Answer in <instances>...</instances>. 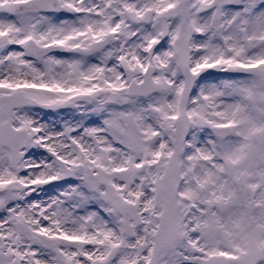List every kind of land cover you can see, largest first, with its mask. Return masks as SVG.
Listing matches in <instances>:
<instances>
[{"label": "snow or ice", "instance_id": "1", "mask_svg": "<svg viewBox=\"0 0 264 264\" xmlns=\"http://www.w3.org/2000/svg\"><path fill=\"white\" fill-rule=\"evenodd\" d=\"M0 264H264V0H0Z\"/></svg>", "mask_w": 264, "mask_h": 264}]
</instances>
